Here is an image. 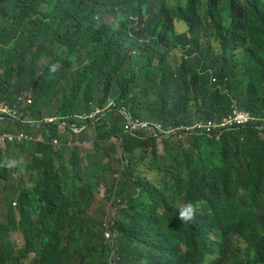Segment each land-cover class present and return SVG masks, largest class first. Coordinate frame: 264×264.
<instances>
[{"label":"trees","instance_id":"1","mask_svg":"<svg viewBox=\"0 0 264 264\" xmlns=\"http://www.w3.org/2000/svg\"><path fill=\"white\" fill-rule=\"evenodd\" d=\"M26 92L33 122L0 131L45 141L0 145V164L17 162L0 167V264H108L98 198L116 185L121 264H264V0H0V101ZM235 107L255 119L184 126ZM122 112L175 129L129 133ZM52 115L84 125L75 142L69 125L42 123ZM189 201L200 210L182 223Z\"/></svg>","mask_w":264,"mask_h":264},{"label":"built area","instance_id":"2","mask_svg":"<svg viewBox=\"0 0 264 264\" xmlns=\"http://www.w3.org/2000/svg\"><path fill=\"white\" fill-rule=\"evenodd\" d=\"M31 107H32V94L30 92H26L25 94L19 96V98L15 101H0V120L11 118L14 120L20 119L22 116L25 115L26 112H29L27 114V120L33 122V118L31 115ZM105 110V108L96 107L95 110H93L89 114H84L81 116L83 119H94L96 121L99 117V114H102V112ZM126 122L124 123V128L126 132L134 133L137 131H140L142 129H151L152 131L157 134L156 130H158L161 133L171 132L174 130L173 127L164 128L161 122H153L150 123L148 121H143L140 118H131L129 116H126ZM245 119L244 115H241L239 118V121H242ZM42 122L44 123H50V124H56L60 129L64 130L66 129L67 125L70 127V139L69 143L73 142V134L80 132L84 126H79L76 123L69 124L65 119H63L60 116H46L42 119ZM201 125V124H199ZM222 126L225 129L232 128L233 121L231 117L225 116L222 118L220 122H211V126ZM209 127V128H210ZM24 141H45V136L41 133L35 134V133H29L26 131H0V145L5 146L8 143H17V142H24ZM52 142L54 145L59 144V138L53 137ZM116 200L117 202H120L121 199L117 197V186L113 190L112 194V201ZM115 210V209H114ZM114 221L111 220L105 222V230H104V236L105 240L110 248V257H109V263L108 264H121V256L119 254V246H118V240H117V233L115 230L112 229Z\"/></svg>","mask_w":264,"mask_h":264},{"label":"clouds","instance_id":"3","mask_svg":"<svg viewBox=\"0 0 264 264\" xmlns=\"http://www.w3.org/2000/svg\"><path fill=\"white\" fill-rule=\"evenodd\" d=\"M60 67H61V65L58 62L57 63H53V64L50 65V69L49 70H50V72L55 73V72H57L59 70ZM2 101H6V100H2ZM122 113H123V115L125 116V119H126L125 112H122ZM241 115H244L245 116V119L242 120V121H239V118H240ZM128 116L131 117L129 114H128ZM225 116H228V117H231L232 118L233 125H234L233 127H236V126H244V125L250 124L255 119V115L252 114L249 110L241 109V108H238V107H235L229 114H227ZM225 116H223V117H225ZM222 118H212V119H208V120H199V121L195 122L192 125H184V126L189 131H191V132H197V133H211L213 131H223V130H225V128L222 127V126L216 125V126L210 127L212 121L220 122L222 120ZM126 120H125V122H126ZM42 123H44V122H42ZM150 123H153V122H150ZM32 124H34V123H32ZM46 124H50V123H46ZM199 124H201V125H199ZM79 126H81V125H79ZM82 126H84V125H82ZM9 130L10 131H24V130H19V129H9ZM147 130L152 131L151 129H147ZM3 131H5V130H3ZM152 132H154V131H152ZM156 132H157V134H155V135H158V136H163L164 134H169L170 133V132L161 133L158 130H156ZM29 133H35V132H29ZM35 134H39V133H35ZM69 139H70V135H69ZM59 141H60V139H59ZM75 141H76V139H75L74 134H73V142H75ZM24 142H26V141H24ZM24 142H17V143H24ZM40 142H42V141H40ZM13 144H16V143H13ZM59 144H60V142H59ZM82 144H84V142ZM58 145H55V146H58ZM6 146L7 145L2 146V147H6ZM16 164H17V162L14 161V160H12V161H5L3 164H0V167H9V168H11V167H15ZM117 197L120 198L118 196V186H117ZM109 201H110V208L107 210V218H106L105 222L106 221H109L110 222L111 220H113L115 222L114 216H115L116 212L118 211V208L121 205V201L122 200L120 202H117L116 200H114L113 202H111L112 201V197H111V199ZM15 204H16V202H15ZM199 210H200V207H199V202L198 201H195V202H193V201L186 202L182 207H180V209L178 211L177 219L179 221H181L182 223H190V222H193V221H195L196 216H197V213L199 212ZM113 225H114V223H113ZM113 225H112V229H113Z\"/></svg>","mask_w":264,"mask_h":264},{"label":"rangeland","instance_id":"4","mask_svg":"<svg viewBox=\"0 0 264 264\" xmlns=\"http://www.w3.org/2000/svg\"><path fill=\"white\" fill-rule=\"evenodd\" d=\"M175 25H176V29L180 32L186 31L188 29V25L184 21H176ZM175 56L179 57V51H177L175 53ZM174 60H175V58H174ZM12 129H17V128L13 127ZM16 197H17V195H14V200H16ZM93 211H96V210L93 209ZM7 212H8V208H7L4 200L2 199L1 203H0V220L1 221H4V222L8 221ZM106 214H107V211L105 212V214L102 218L103 223L106 219ZM23 242H24V237L20 232H13L12 233V240H11V247L12 248L17 246V245H22ZM11 262H12V259L10 260V264H11Z\"/></svg>","mask_w":264,"mask_h":264},{"label":"crops","instance_id":"5","mask_svg":"<svg viewBox=\"0 0 264 264\" xmlns=\"http://www.w3.org/2000/svg\"><path fill=\"white\" fill-rule=\"evenodd\" d=\"M83 145L85 147L89 148V147H91V141H84V144ZM28 185H30V184H28ZM98 203H99V205L101 207L105 208L106 210H108L110 208V201L104 200L101 197L98 198ZM13 232H20L23 235V237H24L23 244L22 245H17L19 247H23L24 244H25V236H24V233L21 230H14V231L11 232V235H12ZM17 246H15V247H17ZM34 258H35V253L33 252V253L30 254L29 257H27L25 259V262L26 263H31V262H33Z\"/></svg>","mask_w":264,"mask_h":264},{"label":"water","instance_id":"6","mask_svg":"<svg viewBox=\"0 0 264 264\" xmlns=\"http://www.w3.org/2000/svg\"><path fill=\"white\" fill-rule=\"evenodd\" d=\"M125 115L128 116V114L125 112Z\"/></svg>","mask_w":264,"mask_h":264}]
</instances>
